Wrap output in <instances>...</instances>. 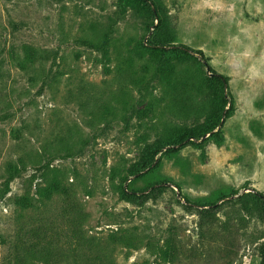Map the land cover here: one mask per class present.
Here are the masks:
<instances>
[{
  "label": "rangeland",
  "instance_id": "obj_1",
  "mask_svg": "<svg viewBox=\"0 0 264 264\" xmlns=\"http://www.w3.org/2000/svg\"><path fill=\"white\" fill-rule=\"evenodd\" d=\"M138 1L0 0V264H45L24 259L31 247L56 254L51 264H262L257 217L227 204L203 221L197 205L220 191L238 192L226 201L264 196V0ZM156 16L171 23L175 46L208 60L192 53L199 62L178 66L174 88L154 79L159 62L147 55L131 69L115 60L148 44ZM104 33L109 56L83 42ZM211 73L228 78L234 106L217 130L222 145L208 142L202 153L186 140L143 169L166 132L204 121L199 80ZM114 99L129 105L95 116ZM69 143L80 154L67 157ZM9 162L20 173L5 193ZM54 169L70 207L37 194ZM153 185L165 187L156 200L120 197L122 186L141 195ZM24 195L32 206L17 203ZM170 244L175 262L160 252Z\"/></svg>",
  "mask_w": 264,
  "mask_h": 264
},
{
  "label": "trees",
  "instance_id": "obj_2",
  "mask_svg": "<svg viewBox=\"0 0 264 264\" xmlns=\"http://www.w3.org/2000/svg\"><path fill=\"white\" fill-rule=\"evenodd\" d=\"M145 9L147 12L154 15V12L150 6H145ZM156 19L158 20V24L154 26V31L150 36L148 44L145 45L144 43H141L140 46H136L134 49L127 48L125 54L122 52L117 53L115 60L118 61V68L123 69L126 67L127 69H131L134 65V56H137V60L141 61L144 60L145 56L147 55L150 59L152 58L153 60L159 62L153 71L154 79L160 82L163 86L174 88L177 81L176 74L178 66L190 64L191 62L195 61L199 62L192 53L199 55L200 59L205 61L206 65L208 60L202 51H194L188 47L175 46L174 44L177 39L176 31L172 27L167 17L156 16ZM83 42L87 46L104 52L107 56L110 55L109 47L111 44V38L108 33H104L95 40H85ZM143 70H146L148 73V67H143ZM144 76L145 75H142L139 78H143ZM186 80L188 81L189 79ZM228 83L229 80L227 77L218 75L216 73L212 74L211 78L203 80L200 79V86L198 87V90L205 88L208 91V101L206 107L207 113L204 121L200 124H197L195 127L186 130L184 134L174 133V131L166 132L164 137L161 138L164 141L163 145L157 147L154 150L153 155L145 161V164L142 168H151L153 163H155L156 156L165 147H171V149L166 152L167 155H176L179 152V149H175V147L182 145L186 140H190L189 143L200 149L202 153L205 152V147L208 142H213L216 145H222L224 142V137L221 130L217 131L218 127L221 125V121L223 119L231 117L234 113L233 103L229 102L225 97V88L227 87ZM113 103H115L114 106ZM113 103L104 105L102 107L103 110L100 109V113H96L95 116H98L102 120H108L107 117H110L111 115L114 117L119 115V109H122L123 107L126 108V106L129 105L127 104V101L121 102L117 99H114ZM121 104H123L122 107ZM74 148L75 144H66L65 149H63L65 155L67 157H73L77 154H80L76 153ZM61 151L62 149H57L56 154L60 153ZM143 169H141V171ZM53 172V178L46 182L44 187H38L37 194L47 201L52 200L55 196L63 197L65 199L66 206L70 207L71 202H69V192L65 189L61 180L59 179L58 171L54 169ZM19 173L20 171L16 164L11 162L7 163L6 177L4 182L5 193L8 192L10 183L19 175ZM149 174H151V172ZM150 188H152V190L149 191L148 194L141 193V195H136L134 192L130 191L129 189H125L122 186L119 190V193L121 199L128 203H135L137 201L147 202L149 200H156L159 193L165 187L155 188L153 185ZM237 194L238 192L236 191L227 193L225 191H220L212 198H209L206 202L199 201L197 206L203 208L199 211L200 219L207 221V217H212V215L216 216V214L222 210L224 205L229 204L232 206L239 205L241 208H243V211L248 216L257 217L264 224V196L260 193H245L239 196L236 200L226 201L227 198ZM218 202L222 203L219 205ZM17 203L24 208L32 206L31 199L28 195L17 197ZM205 207L210 208L205 209ZM186 208L192 209V207ZM262 238L263 242L260 244V253L262 257V264H264V234ZM160 252L165 259H170L173 262H175L179 254L178 249L176 247H172L171 244L167 248L160 249ZM25 253L24 259L32 258L34 260L44 262L45 264H51L57 258H59L56 254L50 252L49 250L43 249L40 251L36 247H31V249Z\"/></svg>",
  "mask_w": 264,
  "mask_h": 264
},
{
  "label": "water",
  "instance_id": "obj_3",
  "mask_svg": "<svg viewBox=\"0 0 264 264\" xmlns=\"http://www.w3.org/2000/svg\"><path fill=\"white\" fill-rule=\"evenodd\" d=\"M205 63V62H204ZM208 72H209V68H207ZM212 76V74H210Z\"/></svg>",
  "mask_w": 264,
  "mask_h": 264
}]
</instances>
